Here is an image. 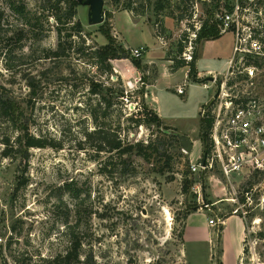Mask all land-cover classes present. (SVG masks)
<instances>
[{"label":"rangeland","instance_id":"rangeland-1","mask_svg":"<svg viewBox=\"0 0 264 264\" xmlns=\"http://www.w3.org/2000/svg\"><path fill=\"white\" fill-rule=\"evenodd\" d=\"M129 1L134 11L126 8ZM154 1L104 0V21L94 25L88 23V6L79 4L74 19L83 26L81 37H72V48L65 57L50 59L45 58L46 50L56 47L58 34L45 0H0V89L29 115L28 133L48 143L29 148L26 159L14 151L5 157L2 139L12 142L16 126L0 120V250L7 264L65 253L72 230L81 241V256L92 255L95 264H223L220 237L212 245L184 240L186 215L190 207L198 205L203 189L209 201L227 200L210 212L205 210V215L217 219L236 213L244 218L245 233L236 264H264V179L258 175L225 179L218 172L203 176L191 173L189 167L204 152L200 111L212 100L217 85L189 77L186 68L176 69L172 78L160 77L149 88V94L155 95L154 108L167 126L155 122L135 126L127 118L140 115L146 119L140 113L143 105L149 106L141 94L154 67L149 66L150 73L139 81L132 77L124 82L114 69L110 76L93 63L92 50L108 42L105 30L128 50L129 58L123 59L131 62L134 47H124L118 35V26L130 20L135 24L129 26V35L142 39L146 48L140 62L156 58L164 50L176 53L182 42L184 49L178 58L183 59L188 48L193 56L197 46L196 71L212 70L218 80L224 76L226 61L233 55V31L197 44L195 38L207 18L206 10L219 4L213 21L220 30L219 17L232 6L228 8L225 0H159L163 8L157 11ZM231 1L244 3L246 31L251 27L264 42V0ZM12 2L22 5L24 12L14 11ZM29 19L36 23L33 31L26 24ZM158 43L161 49L156 47ZM258 76L256 91L264 95V68L258 70ZM118 78L124 97L100 119L108 125L119 120L121 136L127 142L156 140L169 157V165L165 157L156 155L145 160L135 153L122 159L115 152L97 153L85 142L84 131L95 127L89 110L97 98L89 92L90 81L117 85ZM184 81L185 93L178 94L175 85ZM128 82L132 88L127 87ZM29 83L36 88L33 97ZM96 112L102 114L103 107ZM181 135L194 140L190 152L181 147ZM105 163L111 173H101ZM184 179L190 180L186 191ZM21 180L25 184L17 187ZM230 226L234 235V219Z\"/></svg>","mask_w":264,"mask_h":264},{"label":"trees","instance_id":"trees-1","mask_svg":"<svg viewBox=\"0 0 264 264\" xmlns=\"http://www.w3.org/2000/svg\"><path fill=\"white\" fill-rule=\"evenodd\" d=\"M225 5L231 9L233 1L225 0ZM47 8H50V15L54 18L56 23V31L58 34V42L54 49H47L45 58L59 59L65 57L69 50L72 48V37L78 35L81 37L83 32V26L78 19H74L76 16V7L79 5L77 0H45ZM65 4V8L63 5ZM154 9L159 11L163 8V4L159 0L154 1ZM217 3L215 7L211 10H206L207 18L201 23L200 28L196 33L195 44L203 41L218 38L222 33L219 30L217 21H213L215 17V12L218 11ZM132 3L129 1L126 4V8L130 11H134ZM11 8L16 11L23 13L24 7L16 2L11 3ZM63 14V15H62ZM182 17V15H180ZM29 25L31 31L35 29L36 23L29 19L26 21ZM70 24V25H69ZM69 25V26H68ZM68 26V27H67ZM69 31V32H67ZM107 43L99 46L98 48L92 50V59L98 66V70L102 73L112 75L113 67L111 65V60L129 58L128 50L124 49L122 46L117 45L114 39L106 31ZM184 49V44L182 42L178 43L177 52L170 58L172 60V65L170 66L172 70L188 66V76L197 79V71L195 62L197 59V46L193 52L192 60L186 62L184 59L178 58ZM132 64L139 68L141 62L138 58L133 57L131 59ZM250 62L255 64L258 69L264 68V57H254L250 59ZM260 76H258L259 78ZM200 80V79H199ZM202 80V79H201ZM262 80H259V83ZM117 85L114 83L106 85L104 82L90 81L89 92L97 98V102L94 107H90L89 114L93 117L95 127L93 130L84 131L85 142L90 143L96 152L106 151L109 153L115 152L118 154L119 158H123L124 155L130 156L135 153L141 156L145 160H150L153 155L159 158H166V164H170L169 157L165 154V151H161V146L156 140H149L148 142L137 141L134 143L127 142L124 137L121 136V124L118 120L117 123L111 122L109 125L100 118L107 117L110 113L108 110L113 108V105L124 97L125 89L121 82V79H117ZM31 88L30 96L36 94V88L33 83H29ZM98 107H103L102 114H97L96 110ZM144 110L140 114L146 115L144 120L140 115L135 118L129 117L127 120H132L135 126L142 125L146 122H155L158 126H162L160 117L152 109L143 105ZM133 114V113H132ZM139 114V113H137ZM134 116V115H133ZM0 120L5 122H12L15 125L16 137L11 142L9 138L2 139L4 144L3 155L5 157L11 156V152H16L21 158L26 159L28 157V149L32 147H44L48 145L47 142L43 141L41 138L36 137L33 134L28 133V125L30 122V117L25 114L24 111L17 105L10 96L1 88L0 89ZM211 126V121L209 119L200 117V135L202 137V142L204 145V151L207 146V131ZM173 136V135H172ZM173 140L175 139L172 137ZM188 164V162H187ZM115 166L114 163H111ZM101 173L107 174L112 171L108 168L107 164L101 166ZM24 180L18 182V186L24 183ZM190 180L184 179L183 190L186 191L189 188ZM197 205L189 208L188 211L195 210ZM189 212V213H190ZM187 216V215H186ZM12 239V237H11ZM11 245V241L8 242ZM81 241L76 236L74 230L71 231L69 238V247L65 253H55L46 257L29 259L26 263L17 262L16 264H95L92 255L86 257L81 256ZM0 255L3 260V264H7V261L3 255L2 249L0 250Z\"/></svg>","mask_w":264,"mask_h":264},{"label":"built area","instance_id":"built-area-1","mask_svg":"<svg viewBox=\"0 0 264 264\" xmlns=\"http://www.w3.org/2000/svg\"><path fill=\"white\" fill-rule=\"evenodd\" d=\"M243 4L237 1L231 11H225L219 17L220 32L232 30L234 33L233 55L221 79L211 75L217 91L200 111L201 117L211 121L206 153L203 152L197 163L190 164L191 173L199 172L204 176L218 172L225 179L258 175L264 179V95L256 91L255 85L260 69L250 62L251 58L264 57V42L251 27L246 31L247 26L242 23L246 11ZM130 53L132 57L140 58L144 48H131ZM183 59L186 62L192 60L191 48L183 52ZM140 79L136 78V82ZM131 83H127L128 88H132ZM203 84L207 86L206 82ZM185 85L184 81L176 87L178 94L185 93ZM198 206L211 210L201 193ZM221 220L210 218L209 223L216 225Z\"/></svg>","mask_w":264,"mask_h":264},{"label":"crops","instance_id":"crops-1","mask_svg":"<svg viewBox=\"0 0 264 264\" xmlns=\"http://www.w3.org/2000/svg\"><path fill=\"white\" fill-rule=\"evenodd\" d=\"M130 20H126L123 26L127 25L126 30H123V26H118V35L121 40V44L124 47H143L144 50L145 44L142 39H132L131 35H129L128 30L129 26L135 24L134 22L130 23ZM124 31L127 33L125 34ZM154 36V35H153ZM155 38V37H154ZM157 42L158 39L155 38ZM159 45L156 46L157 48H162L160 43ZM174 55V53H168L167 50H164L163 54H156V58H148L144 59L142 58L141 64L142 68H136L132 62H130L128 59H113L111 60V65L114 69L115 72L119 74L121 79L126 82V80L129 81V78H142L146 77L150 73L151 70H149V66L154 67V72L152 73V77L149 78V81L145 83V86L142 90V99H144V102L149 106L150 109H152L154 112L158 114V116L161 119L162 125L167 126L164 122V117L163 115L154 108V103H153V97L149 94V88L151 86H155L158 84L160 77L162 79H170L172 78V74L175 72H172L174 70L171 69L172 65V60L170 58ZM231 58V57H230ZM230 58L226 61L230 60ZM186 68V71L188 72L189 68L188 66L181 67L180 69ZM179 69V68H178ZM179 69V70H180ZM212 70H206L205 72H200L197 71V78L198 79H203V77L206 78V75H211L213 72ZM202 81V80H201ZM184 83V82H183ZM182 83V84H183ZM180 83H176L175 87L182 85ZM140 93V92H139ZM191 140V139H190ZM193 141V146H194V140ZM201 195L204 198V201H206L212 208L219 204L226 202L225 200H211L209 201V197L206 194V189H203V192ZM197 209L194 211H191L185 220V230H184V240H192L194 242L198 243H207V244H213V240L217 237H220V244H221V260L223 264H236L235 260V255L237 253H240L242 250V242L244 238V233H245V223H244V218L241 217L240 215L236 213H231L228 215H225L224 217H221L222 220L220 223L216 225H212L209 223V219L211 217L205 215L204 211L206 209H199V206L197 205ZM208 211V212H210ZM234 219L235 220V225H237V229L235 231V234L233 235L231 232V226H230V221ZM218 234V235H217Z\"/></svg>","mask_w":264,"mask_h":264},{"label":"water","instance_id":"water-1","mask_svg":"<svg viewBox=\"0 0 264 264\" xmlns=\"http://www.w3.org/2000/svg\"><path fill=\"white\" fill-rule=\"evenodd\" d=\"M79 4L88 6V23L90 25L100 24L104 21V16L102 14L104 7V0H77ZM214 79L213 76H208L202 81H212ZM180 145L186 151L190 152L192 150V142L190 138L186 135H181L180 137ZM206 153V151H205ZM205 157V155H204Z\"/></svg>","mask_w":264,"mask_h":264}]
</instances>
